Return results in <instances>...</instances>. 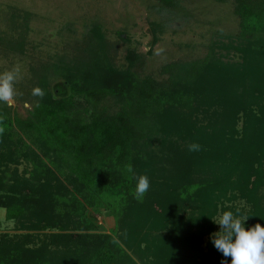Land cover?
<instances>
[{
    "label": "trees",
    "instance_id": "trees-1",
    "mask_svg": "<svg viewBox=\"0 0 264 264\" xmlns=\"http://www.w3.org/2000/svg\"><path fill=\"white\" fill-rule=\"evenodd\" d=\"M215 1L233 4L237 35L165 65V80L140 76L134 52L115 68L93 24L83 55L44 65L35 85L43 95L27 119L0 101V205L18 230L37 232L0 235V264H221L231 257L210 237L223 211L264 226V0ZM49 72L65 80L68 97L50 95ZM107 97L115 111L101 105ZM24 137L45 157L30 158L31 179L9 169L28 157ZM140 175L150 188L138 200ZM89 210L112 220L108 233Z\"/></svg>",
    "mask_w": 264,
    "mask_h": 264
},
{
    "label": "rangeland",
    "instance_id": "rangeland-1",
    "mask_svg": "<svg viewBox=\"0 0 264 264\" xmlns=\"http://www.w3.org/2000/svg\"><path fill=\"white\" fill-rule=\"evenodd\" d=\"M174 1L176 5L167 8L159 0H0V73L19 70L13 100L7 103L10 114L22 120L30 116L37 103L33 90L44 65L61 59L67 66L83 55L81 41L93 24L101 26L115 68L126 69V55L134 52L142 61L136 72L157 81L168 77L162 70L165 65L180 66L202 58L212 42L227 43L237 35L239 19L231 2ZM225 60L236 62L239 56L228 53ZM48 75L50 95L55 99L68 97L70 90L65 80L51 72ZM101 105H109L111 111L117 109L112 97L105 98ZM23 142L30 147L24 145L21 150L28 157L20 158L9 169L17 170L21 179H31L30 158L36 153L45 157L30 140ZM6 212L0 205V235L37 233L18 230ZM88 215L98 225L97 232H109L112 220L104 212L89 210ZM218 231L220 227L215 233Z\"/></svg>",
    "mask_w": 264,
    "mask_h": 264
},
{
    "label": "clouds",
    "instance_id": "clouds-1",
    "mask_svg": "<svg viewBox=\"0 0 264 264\" xmlns=\"http://www.w3.org/2000/svg\"><path fill=\"white\" fill-rule=\"evenodd\" d=\"M18 69H12L0 73V101L10 103L14 97V82L17 79ZM34 95H43L41 89L35 88ZM190 151L199 149L198 144H190ZM131 170V169H130ZM136 186L134 195L136 199H142L150 188L147 175L135 177ZM248 216L233 211H223L218 216L217 223L220 231L211 235L210 240L214 247L223 254V257H231L230 262L222 260L221 264H264V226L256 223L246 227Z\"/></svg>",
    "mask_w": 264,
    "mask_h": 264
}]
</instances>
